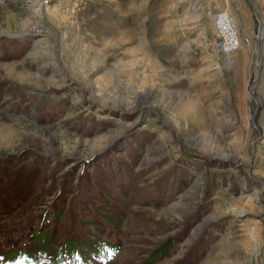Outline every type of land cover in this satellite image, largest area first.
I'll use <instances>...</instances> for the list:
<instances>
[{
	"label": "rangeland",
	"instance_id": "374dc122",
	"mask_svg": "<svg viewBox=\"0 0 264 264\" xmlns=\"http://www.w3.org/2000/svg\"><path fill=\"white\" fill-rule=\"evenodd\" d=\"M257 25L246 0H0V264H264Z\"/></svg>",
	"mask_w": 264,
	"mask_h": 264
},
{
	"label": "built area",
	"instance_id": "2783aa9c",
	"mask_svg": "<svg viewBox=\"0 0 264 264\" xmlns=\"http://www.w3.org/2000/svg\"><path fill=\"white\" fill-rule=\"evenodd\" d=\"M212 27L217 39V49L224 54L238 48L239 42L235 34V25L225 10L215 11L212 15Z\"/></svg>",
	"mask_w": 264,
	"mask_h": 264
},
{
	"label": "water",
	"instance_id": "95a60500",
	"mask_svg": "<svg viewBox=\"0 0 264 264\" xmlns=\"http://www.w3.org/2000/svg\"><path fill=\"white\" fill-rule=\"evenodd\" d=\"M251 8V11L253 13V15L255 16V18L257 19V22H258V25H257V37H256V42H255V47H254V51H253V55H252V58H251V63H252V66L254 67V77L251 81V83L249 84L248 86V89H247V92L250 96L251 99H253L255 102H256V97L253 95V86L255 85L257 79H258V75H259V70H258V67L255 65L256 63V58H257V54H258V51H259V37H260V32H261V29H262V21L259 17V14L258 12L255 10V8L253 7L252 3L250 0H246ZM253 113L251 114V117L253 116ZM252 120V119H251ZM257 130V136L256 138L253 140L252 144H251V153H250V158L253 157V154H254V151H255V145L257 144V142L260 140L261 136L259 134V130Z\"/></svg>",
	"mask_w": 264,
	"mask_h": 264
},
{
	"label": "bare ground",
	"instance_id": "6f19581e",
	"mask_svg": "<svg viewBox=\"0 0 264 264\" xmlns=\"http://www.w3.org/2000/svg\"><path fill=\"white\" fill-rule=\"evenodd\" d=\"M256 10V9H255ZM260 17V16H259ZM261 19V18H260ZM261 21H262V19H261ZM235 25V24H234ZM263 33H264V28H263V26H262V29H261V32H260V36L261 35H263ZM235 34H236V37H237V41L239 42V38H238V35H237V30H236V27H235ZM238 47H239V45H238ZM256 63V62H255ZM256 66H257V63L255 64ZM255 86V85H254ZM254 86H253V88H254Z\"/></svg>",
	"mask_w": 264,
	"mask_h": 264
},
{
	"label": "snow or ice",
	"instance_id": "6c2138e0",
	"mask_svg": "<svg viewBox=\"0 0 264 264\" xmlns=\"http://www.w3.org/2000/svg\"><path fill=\"white\" fill-rule=\"evenodd\" d=\"M109 258L111 259V258H112V256L110 255V256H109Z\"/></svg>",
	"mask_w": 264,
	"mask_h": 264
}]
</instances>
